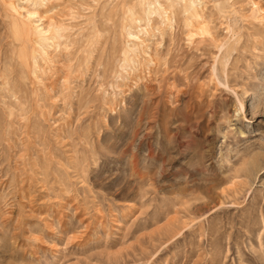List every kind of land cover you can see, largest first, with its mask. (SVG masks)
<instances>
[{"label":"rangeland","instance_id":"1","mask_svg":"<svg viewBox=\"0 0 264 264\" xmlns=\"http://www.w3.org/2000/svg\"><path fill=\"white\" fill-rule=\"evenodd\" d=\"M6 1L0 264H264V0Z\"/></svg>","mask_w":264,"mask_h":264},{"label":"bare ground","instance_id":"2","mask_svg":"<svg viewBox=\"0 0 264 264\" xmlns=\"http://www.w3.org/2000/svg\"><path fill=\"white\" fill-rule=\"evenodd\" d=\"M8 1V0H7ZM6 1V2H7ZM191 3V2H190ZM228 2L226 1V0H221V1H218L217 3H216V7L218 8V9H224V8H226L227 6H228V4H227ZM15 5V4H14ZM20 9H22L21 7H20V5L18 6ZM35 7V6H34ZM24 8V7H23ZM38 8V7H37ZM34 10V9H33ZM16 11V10H15ZM27 11H29V10H27ZM34 12V11H33ZM33 12H29V13H32L33 14ZM39 12V11H38ZM47 12V11H46ZM263 13V12H262ZM31 14V15H32ZM44 16V15H43ZM54 18V17H53ZM42 19H44V18H42ZM51 20V19H50ZM41 21V20H40ZM56 24V23H55ZM49 27V26H48ZM203 29H205L204 27H203ZM203 29H202V31H203ZM46 30V29H45ZM52 30V29H51ZM47 32V31H46ZM50 33H51V31H50ZM135 36V35H134ZM30 38V37H29ZM32 41V40H31ZM51 41V40H50ZM65 41V40H64ZM37 44V43H36ZM57 44V43H56ZM40 45V44H39ZM42 47V46H41ZM43 49V48H42ZM55 49V48H54ZM64 51V50H63ZM49 57H51V56H49ZM54 58V57H53ZM71 63V62H70ZM40 65V64H39ZM75 65V64H74ZM52 67V66H51ZM31 71V70H30ZM37 74V73H36ZM20 84V83H19ZM47 88V87H46ZM49 89V88H48Z\"/></svg>","mask_w":264,"mask_h":264}]
</instances>
